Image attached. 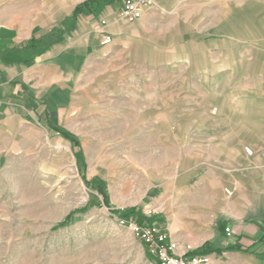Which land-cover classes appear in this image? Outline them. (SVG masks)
Here are the masks:
<instances>
[{
  "label": "rangeland",
  "instance_id": "374dc122",
  "mask_svg": "<svg viewBox=\"0 0 264 264\" xmlns=\"http://www.w3.org/2000/svg\"><path fill=\"white\" fill-rule=\"evenodd\" d=\"M85 1L0 0V23L51 24ZM168 7L150 33L90 56L59 105L0 111V264H159L131 223L158 224L210 264H262L207 253L198 207L204 182L222 177L233 192L217 140L250 135L246 87L261 83L264 59L246 56L264 42Z\"/></svg>",
  "mask_w": 264,
  "mask_h": 264
},
{
  "label": "crops",
  "instance_id": "0c3cea01",
  "mask_svg": "<svg viewBox=\"0 0 264 264\" xmlns=\"http://www.w3.org/2000/svg\"><path fill=\"white\" fill-rule=\"evenodd\" d=\"M173 1L178 6L183 4L188 12L206 11L216 32L228 28L231 36L232 28H251V38L264 42V0H151L143 16L134 22L120 19L123 0H89L80 13L74 14L75 7L51 24L21 27L0 23V111L12 104L19 106L15 100L24 101L36 113L49 99L59 105L73 92L77 75L90 56L115 40L127 38L129 32H133L132 41L141 36L142 28L150 33L152 12L169 10ZM107 35L112 41L103 43ZM20 54L31 59H5ZM246 57L264 59V51L260 56L251 52ZM261 69V83L246 87L251 111L245 122L253 124L250 135L242 139L230 130L228 139H216L218 154L228 156L224 168L234 172L228 182L233 193L223 195L222 177L220 183L204 182L198 234L205 238L207 253L220 257L250 253L264 264V67Z\"/></svg>",
  "mask_w": 264,
  "mask_h": 264
},
{
  "label": "built area",
  "instance_id": "2783aa9c",
  "mask_svg": "<svg viewBox=\"0 0 264 264\" xmlns=\"http://www.w3.org/2000/svg\"><path fill=\"white\" fill-rule=\"evenodd\" d=\"M151 0H123V6L120 11V19L124 22H134L140 19ZM112 36H105L103 43H110ZM249 154H252L250 148H246ZM229 194L233 192L227 190ZM132 229L147 244L149 251L158 258L159 264H210L211 257L207 254L190 252L189 250H180L179 244L169 238L168 233L158 224L140 225L131 223ZM226 231L231 235V229Z\"/></svg>",
  "mask_w": 264,
  "mask_h": 264
},
{
  "label": "trees",
  "instance_id": "16d2710c",
  "mask_svg": "<svg viewBox=\"0 0 264 264\" xmlns=\"http://www.w3.org/2000/svg\"><path fill=\"white\" fill-rule=\"evenodd\" d=\"M88 2H89V0H87V1H85V2H83V3H81V4H79L77 7H76V9H75V11H74V14H78V13H80L82 10H84V7L88 4ZM31 46L32 47H36V44L35 43H32L31 44ZM6 59V61H11V60H16V59H18V60H23V61H29L31 58L30 57H28V56H24L23 54H20V55H18L16 58H12V57H8V58H5ZM57 129H60L59 127H56ZM58 131H61V130H58ZM63 134H64V136H66V137H69V138H71L73 141H76V138H74V136L72 135V134H70V133H68V132H66V131H63L62 132ZM127 215V214H126ZM212 251H214V250H212V249H208V252H212Z\"/></svg>",
  "mask_w": 264,
  "mask_h": 264
}]
</instances>
